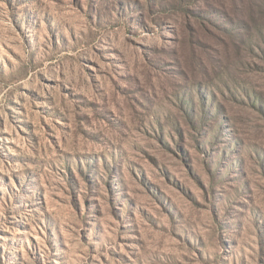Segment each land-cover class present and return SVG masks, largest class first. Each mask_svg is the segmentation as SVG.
Wrapping results in <instances>:
<instances>
[{"label":"rangeland","instance_id":"rangeland-1","mask_svg":"<svg viewBox=\"0 0 264 264\" xmlns=\"http://www.w3.org/2000/svg\"><path fill=\"white\" fill-rule=\"evenodd\" d=\"M0 264H264V0H0Z\"/></svg>","mask_w":264,"mask_h":264}]
</instances>
